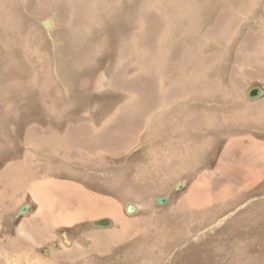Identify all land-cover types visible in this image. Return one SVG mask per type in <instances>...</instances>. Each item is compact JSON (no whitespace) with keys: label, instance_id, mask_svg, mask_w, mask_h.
I'll return each instance as SVG.
<instances>
[{"label":"rangeland","instance_id":"obj_1","mask_svg":"<svg viewBox=\"0 0 264 264\" xmlns=\"http://www.w3.org/2000/svg\"><path fill=\"white\" fill-rule=\"evenodd\" d=\"M149 14L163 32L153 49L137 38ZM188 50L196 93L116 154L74 148L67 166L25 141L33 127L116 119L138 76L178 92L170 65L192 67ZM82 70L95 90L78 84ZM253 86L263 92L249 99ZM15 166L21 183L5 173ZM0 264H264V0H0Z\"/></svg>","mask_w":264,"mask_h":264},{"label":"bare ground","instance_id":"obj_2","mask_svg":"<svg viewBox=\"0 0 264 264\" xmlns=\"http://www.w3.org/2000/svg\"><path fill=\"white\" fill-rule=\"evenodd\" d=\"M89 6H90V8H92L91 5H89ZM173 6L176 7V9L179 12V7H177L178 5L174 4ZM90 12L87 11V14H90ZM77 13H78V10H77ZM150 14H149V18H147L149 26L145 30V34L142 36L137 35V38L138 39L142 38V42H143V38H144V41L150 42L149 48L153 49L154 44H155V40H156L153 37L157 36L159 31H160V34H162L163 32H161V25H159V22L157 21V19H159V16L156 17V16H153ZM181 14H180L181 19H184V17H186L188 20L189 17L187 15V13L182 12ZM80 17H78V19H81ZM155 17L157 18L156 20H155ZM78 19L76 21V24L79 21ZM89 20L90 21L88 23L86 22V20H83V21L81 20L82 22L81 21L80 22L83 23L81 27L84 26L85 28H87L86 30H88V27L93 26L90 18H89ZM220 20H221V18H218L216 21L217 27L215 28V31L222 34V27L220 25L221 24ZM188 21L190 22V20H188ZM133 30H135V29H133ZM165 33H166V30H165ZM167 34L171 35L170 32H168ZM135 37L136 36H134V34H131L130 35V39H131L130 41L134 42ZM118 38H120V37H118ZM120 39H119V41H121ZM162 42H163V36L161 37V40H160V43H162ZM127 43H129V42H127ZM171 44L172 43H170V45ZM142 48L146 54L145 56L149 57V55H150L149 53L153 50H151V51L149 49L146 50L145 46L143 47V45H142ZM118 52L119 53L122 52L120 54L123 55L128 51H126V47L125 48L123 47L122 50H118ZM141 52L142 51L137 52V55L138 54L140 55ZM133 53H135V52H133ZM188 53H189L188 56L184 53L185 58H186L188 63H191L192 67L189 68L188 65L178 64L177 67L175 68L173 64L170 65V70L172 72L177 71L181 76V77H178V79L180 80L179 86L181 88L178 92L181 91L180 92L181 95H178V92L175 90H170V91L168 90L167 91V89H166L165 91H162V87L159 84V82L157 80L154 81L152 79V77L141 79V77L138 76L134 82L125 83L123 85L125 87V88H123L125 91L124 95H127V97L124 96L123 97V98H125V100H123L124 102L121 105L119 103L120 106L117 107V109L115 108V110H113L114 115H117L116 119L109 120L106 118L107 120H104L101 123L100 127H98V128H92L93 126L92 127H85L83 125H79V126H77V125L69 126L68 125L67 127H65L63 132H59V133H55L54 131H51V130L50 131L37 130L36 128L33 127L31 129H29L28 131H26V133L24 134L25 135V138H24L25 141L28 144L31 143L29 146L32 145L34 148H38L39 152L43 153L44 155L47 154L50 157H52L53 155L55 156V154L60 155L59 159L61 161H63V160L66 161L63 157L71 158L72 154L74 155V152H73L74 148H78V150L85 153V155L87 154L88 156L92 153L94 154L96 152V150L108 152L109 154L110 153L116 154L118 151L123 150L124 147L126 148V146H128V144H130V139H131L132 135L137 132L136 129H138V127H140L139 125H141L143 120L145 121V124H147V123H150L152 121V119L156 118V120H157V119H159V117H162V115L164 114L163 111L166 109H170V107H172V109L174 110L177 107L179 108L180 106H186V105H184L183 101H186L189 99L191 92L196 93L194 89H190L192 87L191 86L189 87V79L191 77H193L194 76L193 74H195L198 70H201V62L199 60V56H196L195 51L188 50ZM194 56L196 58H195V60L192 61V58H194ZM108 57H109V55H108ZM124 69H127V68H124ZM118 71L120 74H122V68L119 69ZM81 72L82 73H81V75L79 77V81H78V84L80 85V87L84 88V87L88 86L87 91L95 90V88L93 89V87L96 86L94 83V80H93L94 78L88 77V76H90V74L87 73L88 71L84 72V70H82ZM75 74H78V73H75ZM118 75L116 78L112 79L113 80L112 85H114V87L119 85V83H120L121 78ZM197 79H199V78H197ZM135 85L138 86V90H132L131 89V87L135 88ZM69 86L65 85V87H64L67 93H69L68 91L70 90ZM248 90L249 89H247V91ZM247 91H246V93H247ZM186 92H188L190 95L187 94ZM262 92L263 91L260 89L259 95H261ZM185 95H188L187 98H183ZM257 97H259V96H257ZM257 97H255V98H257ZM255 98H253V99H255ZM170 102L171 103L175 102V103L170 104ZM159 112H161V114ZM190 117L191 116H189V118ZM165 118L167 119V117H165ZM108 124H110V125L108 126ZM142 125H143V123H142ZM42 145H44V146L42 147ZM44 147L47 148V152H44V150H42ZM183 155H184V153H183ZM51 159L52 160H50V161H53L54 158H51ZM75 159H78V157H76ZM166 159H167V157H166ZM18 164H20V163H18ZM34 164L37 165L36 163H34ZM63 164H65V162ZM65 165H67V164H65ZM84 165L87 166L86 161L84 162ZM29 166H31V164ZM53 167L54 166H52V165L50 167H44V170L46 172H52V174H53L56 171L55 170L56 167L55 168H53ZM59 167H62V166H59ZM17 168H19V167L15 166L13 168L12 167L9 169L7 168L8 170L5 171V173L12 174V175H10V174L8 175V176H10V180L12 179V176L16 177ZM32 169H34V168H32ZM36 170H37V168H36ZM34 172H35V170H34ZM5 175L3 177H5ZM33 175H34V173H33ZM28 178H30V177H26V179H28ZM6 179H7V177H6ZM10 180H8V181H10ZM8 181H6V183ZM45 182H47V181L45 180ZM156 200L158 203H160L158 197L156 198ZM128 204L133 205L134 212L137 210L136 204H134V203H128ZM104 213L105 214H111V216H113L116 219L118 217V215L116 213L111 212L108 209H106L102 213V215ZM64 238H65L63 240L64 242L68 241V239H66V237H64Z\"/></svg>","mask_w":264,"mask_h":264},{"label":"water","instance_id":"obj_3","mask_svg":"<svg viewBox=\"0 0 264 264\" xmlns=\"http://www.w3.org/2000/svg\"><path fill=\"white\" fill-rule=\"evenodd\" d=\"M44 26H46L47 24L44 23L43 24ZM260 87L259 86H253L251 87L247 93H246V96L250 99H253L257 96H259L260 94ZM178 187H181V186H178ZM159 201L162 202V203H165L166 202V198H159ZM28 206L27 205H23L20 209H19V214H22L23 212H25L27 210ZM126 211L128 213H132L134 212V207L132 204H128L127 207H126ZM94 226H97V227H108L110 225V220L105 218V219H99V220H96L94 223ZM57 246V245H56Z\"/></svg>","mask_w":264,"mask_h":264},{"label":"crops","instance_id":"obj_4","mask_svg":"<svg viewBox=\"0 0 264 264\" xmlns=\"http://www.w3.org/2000/svg\"><path fill=\"white\" fill-rule=\"evenodd\" d=\"M43 146H44V145H43ZM43 146H42V147H43ZM42 147H41V148H42ZM42 150H44V152H47V148H46V147H44ZM26 176H27V177H31V176H29V175H27V174H26ZM12 178H13V179H14V178H17V179L20 181V183H21V181H22L20 173H16V177H13V176H12ZM13 179H11V180H13ZM26 180H27V179H25V181H26ZM29 180H30V179L28 178V181H29ZM45 180H46V179H45ZM48 181H50V180H48ZM48 184H52V181L49 182ZM24 223L27 224L28 221H27V223H26V221H24L22 224H24Z\"/></svg>","mask_w":264,"mask_h":264}]
</instances>
